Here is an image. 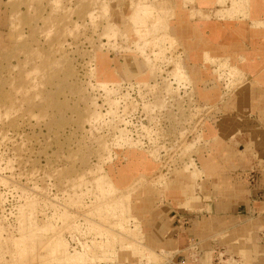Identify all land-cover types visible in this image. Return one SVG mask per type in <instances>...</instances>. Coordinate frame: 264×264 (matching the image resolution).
Listing matches in <instances>:
<instances>
[{
	"label": "rangeland",
	"instance_id": "374dc122",
	"mask_svg": "<svg viewBox=\"0 0 264 264\" xmlns=\"http://www.w3.org/2000/svg\"><path fill=\"white\" fill-rule=\"evenodd\" d=\"M132 1L130 49L144 57L148 72L139 84L109 86L114 74L102 70L98 49L128 35L109 21V0H98L92 31L89 23L78 31L75 11L66 22L28 19L8 31L0 52V264H124L121 249L139 254V264L165 263L140 247V225L118 185L133 177L132 186L142 184L155 170L153 155L170 168L185 163L204 109L190 98L174 39L172 63L161 56L169 15ZM247 2L234 0L232 9L245 11ZM127 146L149 150H128L126 163L107 172L114 151ZM190 245L195 258L197 241ZM220 248L213 264H228L231 255ZM75 253L78 259H64Z\"/></svg>",
	"mask_w": 264,
	"mask_h": 264
},
{
	"label": "crops",
	"instance_id": "0c3cea01",
	"mask_svg": "<svg viewBox=\"0 0 264 264\" xmlns=\"http://www.w3.org/2000/svg\"><path fill=\"white\" fill-rule=\"evenodd\" d=\"M144 1L169 15L167 50L161 56L172 63L169 44L174 39L189 78L188 93L204 109V119L198 139L192 141L195 152L185 163L170 168L153 155L155 170L145 174L142 184L132 186L137 182L133 177L129 184L118 185L119 192L129 195L128 206L140 225L139 245L157 251L165 258L163 264H213L215 246L226 248L220 249L231 255L228 264H264V0H248L245 11L232 9L234 0ZM97 2L0 0V52L8 46V31H17L28 19L66 22L67 14L75 11L78 31H85L84 23L92 31ZM132 4L109 0V21L128 31L127 37L98 49L105 60L102 70L114 74L112 87L139 84L148 77L144 57L130 49L136 40L129 37L134 30ZM133 149L149 150L119 147L106 162V171L122 167L126 152ZM112 175L117 181V172ZM152 180L161 184L155 186ZM194 239L199 249L195 258L190 245ZM118 254L124 264H139L140 255L131 249ZM181 255L186 258L182 263Z\"/></svg>",
	"mask_w": 264,
	"mask_h": 264
},
{
	"label": "bare ground",
	"instance_id": "6f19581e",
	"mask_svg": "<svg viewBox=\"0 0 264 264\" xmlns=\"http://www.w3.org/2000/svg\"><path fill=\"white\" fill-rule=\"evenodd\" d=\"M65 256H67V258H64V259H74L75 260V259H78L80 257V254L75 253L74 255H71V256H69V255H65Z\"/></svg>",
	"mask_w": 264,
	"mask_h": 264
}]
</instances>
